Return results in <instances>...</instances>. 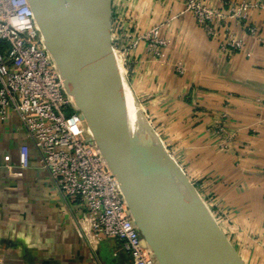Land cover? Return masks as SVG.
I'll use <instances>...</instances> for the list:
<instances>
[{"label":"crops","instance_id":"0c3cea01","mask_svg":"<svg viewBox=\"0 0 264 264\" xmlns=\"http://www.w3.org/2000/svg\"><path fill=\"white\" fill-rule=\"evenodd\" d=\"M245 1L262 5L251 11L260 38L233 21L246 45L228 57L185 0H113L120 20L112 19V38L161 25L168 40L161 55L141 41L127 59L131 86L192 183L222 206L237 253L246 264H264V0ZM118 40L120 47L127 42ZM218 121L234 132L226 149ZM26 133L16 113L0 119V264H132L116 238L89 245L77 223L78 202L59 191ZM24 143L30 163L16 176L4 157L18 167Z\"/></svg>","mask_w":264,"mask_h":264},{"label":"built area","instance_id":"2783aa9c","mask_svg":"<svg viewBox=\"0 0 264 264\" xmlns=\"http://www.w3.org/2000/svg\"><path fill=\"white\" fill-rule=\"evenodd\" d=\"M219 1L220 7L214 0H185V8L209 37L219 40L228 57L243 51L246 45L231 23H241L249 34L259 37L258 27L251 22V11L262 5L245 0ZM117 38L127 41L118 46V54L125 59L141 41H146L155 57L168 43L161 25L144 32L132 30ZM177 69L185 73L183 65ZM12 113L26 128L42 166L59 191L78 202L77 223L89 245L96 248L102 240L116 238L132 255V264H158L117 177L67 92L65 78L46 45L29 0H0V119L5 121ZM226 126V122L218 121L216 127L225 149L234 140V132ZM4 158L9 173L19 176L29 166L31 146L24 143L20 147L18 167L10 163V155Z\"/></svg>","mask_w":264,"mask_h":264},{"label":"water","instance_id":"95a60500","mask_svg":"<svg viewBox=\"0 0 264 264\" xmlns=\"http://www.w3.org/2000/svg\"><path fill=\"white\" fill-rule=\"evenodd\" d=\"M29 1L65 84L117 177L158 264H194L189 187L197 192L146 117L125 76L112 39V0H106L95 40L68 0ZM141 185L148 190L152 203L141 199ZM227 242L230 250L226 262L246 264Z\"/></svg>","mask_w":264,"mask_h":264},{"label":"bare ground","instance_id":"6f19581e","mask_svg":"<svg viewBox=\"0 0 264 264\" xmlns=\"http://www.w3.org/2000/svg\"><path fill=\"white\" fill-rule=\"evenodd\" d=\"M77 13L85 31L95 40V30L105 16L106 0H68ZM119 58V55L117 53ZM120 63L121 60L119 59ZM122 65V63H121ZM123 68V65H122ZM124 71V68H123ZM67 92L75 101L69 86ZM194 217V239L192 248V259L194 264H228L226 254L229 253V245L223 231L200 206L196 195L189 187ZM141 199L152 203V197L148 190L140 186Z\"/></svg>","mask_w":264,"mask_h":264},{"label":"rangeland","instance_id":"374dc122","mask_svg":"<svg viewBox=\"0 0 264 264\" xmlns=\"http://www.w3.org/2000/svg\"><path fill=\"white\" fill-rule=\"evenodd\" d=\"M114 9V4H113V0H112V10ZM118 15V14H117ZM112 19L113 21L116 20H120V17L119 18H114V15H112ZM122 24V22H121ZM116 27V25H115ZM118 36L115 35V38L113 39V44L115 45V49L117 51V53L121 54L120 51H118L120 49V47H118V43H119V40L117 38ZM118 54V55H119ZM119 59L121 60V63L123 65V68H124V73H125V76L127 77L128 81L130 82L128 76H129V71L127 72L126 69H127V58L125 59L124 56H120L119 55ZM128 70V69H127ZM138 98V97H137ZM139 100V98H138ZM230 99H226V101H229ZM139 103L141 105V108L143 109V112L145 113L146 117L150 120V122L152 123L151 119H150V115L147 111H145L144 107L142 106V103L140 102L139 100ZM153 125V124H152ZM162 138V137H161ZM192 182V181H191ZM192 185L195 187L196 189V192L198 193H195L196 195V199L199 201V204L200 206L204 209V211L208 214V215H212V217L214 218V221L216 222V224L219 226V228L223 231V234L224 236L228 239V241L232 244V242L230 241V239L228 238V234H227V231L225 230V224H224V220L226 219L224 213L222 212V206L219 205L218 202L214 201V199H212L208 194L207 192H205L203 189L204 192H202L201 190H199L195 183ZM210 197V198H209ZM210 212V213H209ZM233 245V244H232Z\"/></svg>","mask_w":264,"mask_h":264}]
</instances>
